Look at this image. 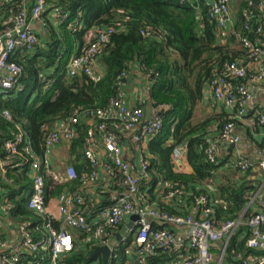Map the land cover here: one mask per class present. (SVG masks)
Wrapping results in <instances>:
<instances>
[{
  "label": "trees",
  "instance_id": "obj_1",
  "mask_svg": "<svg viewBox=\"0 0 264 264\" xmlns=\"http://www.w3.org/2000/svg\"><path fill=\"white\" fill-rule=\"evenodd\" d=\"M47 3L48 11L43 15L47 38L37 35L39 39H44L39 47L31 53L18 50L10 61L24 71L21 79L23 90L6 101H0V107L11 115V120L0 115V149L19 133L18 127H21L28 134L27 141L38 153H42L46 128L52 129L57 122L71 117L76 111L106 108L111 100L120 95V84H126L125 78L132 72L133 66L138 65L151 85L150 96L154 107L169 106L162 131L149 141L151 158L146 160L150 164V180L142 182L141 191L152 194L153 189L163 183L166 185L162 193L165 205L185 204L187 210L196 208L198 214L200 207L196 200L206 196L211 200L212 219L217 224L239 220L246 223L254 216L256 210L249 205L255 190L247 184L232 182L222 186L218 199L215 198L216 193L201 188L220 167L218 157L212 163L205 151L233 120L232 116L199 119L197 107L204 99L205 88L210 87L215 76L222 74L226 63L238 62L243 57L251 65L249 75L253 74L252 59L242 40L264 42V13L257 8H248L249 0H244L228 37L220 41L215 23L208 15L210 7L203 0L197 4L201 9L200 17L195 6L182 4L179 0H47ZM11 4L12 13L16 14L19 8L15 1ZM52 10L61 11L66 21L54 27L53 22L58 19L50 15ZM4 23H0V34ZM260 27L262 33H258ZM106 28H113L114 34L98 57L105 72L102 79L93 82L83 74L68 76L67 65L89 46V32ZM41 77L46 80L45 83ZM240 82L243 81H235L236 84ZM15 96H18L16 103L12 99ZM234 121L237 125L240 120ZM91 128V122L83 116L78 127L79 136L66 152L67 163L74 165L77 179L49 192L51 196H58L65 189L85 194L87 188L83 178L94 171L85 158L86 140ZM169 140L173 143L168 144ZM183 144L187 146V168L191 171L178 173L172 155L173 150ZM5 157L6 154L1 155L0 162ZM236 168L244 172L238 165ZM7 177L13 186H7L1 178L0 186L10 191L7 198L14 206L10 219L17 224L31 223L30 228L35 230L42 225L43 219L28 209L27 203L33 190L28 171L9 169ZM51 184L47 181L48 187ZM172 191H180L183 195L168 202L165 196ZM152 197L155 198L154 195ZM85 199L88 197L85 196ZM216 200L220 202L216 204ZM110 204L107 197L102 206ZM165 205L157 211L193 216L190 212L175 214ZM153 226L166 229L165 225L154 223ZM41 232L35 231V236L40 237ZM75 237L77 242L84 239L79 232L75 233ZM237 239L235 235L229 244L227 251L231 257H236L237 253L244 258L264 257V248L249 249L246 240L238 243ZM131 244L132 239H129L128 243L119 245L116 258H112L109 264L131 263L132 258L126 255ZM94 250L90 245L76 247L67 256L65 264H93L96 262L91 259ZM165 259L164 255L151 257L148 264H165ZM98 264L103 262L100 260Z\"/></svg>",
  "mask_w": 264,
  "mask_h": 264
},
{
  "label": "built area",
  "instance_id": "obj_2",
  "mask_svg": "<svg viewBox=\"0 0 264 264\" xmlns=\"http://www.w3.org/2000/svg\"><path fill=\"white\" fill-rule=\"evenodd\" d=\"M13 1L19 10L6 20L0 34V101L23 90L21 79L24 71L21 66L10 61L18 50L31 53L40 46L32 24L40 22L46 28L43 15L48 11L47 0H34L32 5L29 0H0V8ZM179 1L195 6L197 14L201 16V9L197 5L199 0ZM203 1L210 7L208 15L215 23L219 40L224 41L232 28L231 0H214L212 3ZM248 8H257L264 13V0H249ZM55 12L59 13H54L58 19L56 22L63 24L67 18L60 14L61 11ZM262 32L260 27L258 33ZM113 34V28L90 32L87 37L89 46L67 65V75L75 77L83 74L93 82L101 80L103 75L97 71L98 57ZM242 42L250 53L253 74L249 75L247 66L230 62L223 66L222 74L215 76L210 84L215 101L236 112L220 138L213 141L205 151L212 163L217 160L221 144L236 145L240 142L234 120H240L248 113V106L252 101L250 86L264 81V42L253 43L248 39H243ZM41 79L46 82L43 77ZM235 81L243 82L236 84ZM120 86V95L111 100L106 108L76 111L71 117L57 122L52 129L46 128L42 153H38L27 141L28 134L21 127H18L19 133L0 149V158L6 154L5 159L0 162V178L7 186H13V182L7 177L9 169L27 170L33 188L27 203L28 209L43 219L42 225L35 230L30 228L31 223L17 224L12 221L10 214L14 206L7 198L10 191L0 186V223L15 226L18 233L16 243L0 238V264H65L67 256L76 247L87 245L94 249L108 245L113 251L112 258H116L118 244H126L129 239H132L131 247L134 248L136 259L134 263L128 264H148L149 258L159 255H164L166 259L172 258L177 250H184L185 255L173 258L168 264H214L215 246L222 244L220 260H224L230 241L244 224L249 231L247 247L264 248V200L261 198H254L253 202L258 203L259 210L246 223L239 220L224 224H217L212 219L211 200L206 196L196 200L200 207L199 218L172 215L139 203L142 182L150 180V164L142 157L138 174H135L131 163L124 157L125 144L131 141L135 148L140 149L157 137L164 127L163 120L169 106L154 108V115L148 121L145 118V108L130 107L125 103L122 93L125 84L121 83ZM0 115L11 120L9 111L3 107H0ZM83 116L89 119L92 126L86 140L85 158L94 170L90 176L83 178L86 188L90 190L97 187L99 180L103 178L111 194L114 190L118 191V194L111 195L110 205L93 210L86 207L85 196L79 191L65 189L54 197L49 194L77 179L74 165L61 163L57 153L68 149L76 141ZM258 124L264 130V106L259 110ZM186 156L185 144L173 150L172 161L178 173L187 169ZM260 157L258 166L264 170V147ZM238 166L246 172L253 165L249 160H241ZM47 181L52 183L50 187L47 186ZM182 195L180 191H172L166 194L165 200L169 202ZM132 217H137L138 220L133 222L127 237L121 243H116V236L122 225ZM150 220L187 228L188 243L179 242L177 236L167 229L154 228ZM35 231H42V235L37 238ZM73 231L82 233L84 239L77 242ZM126 255H129L128 251ZM236 259L242 264H264V257L244 258L241 253H237Z\"/></svg>",
  "mask_w": 264,
  "mask_h": 264
},
{
  "label": "crops",
  "instance_id": "obj_3",
  "mask_svg": "<svg viewBox=\"0 0 264 264\" xmlns=\"http://www.w3.org/2000/svg\"><path fill=\"white\" fill-rule=\"evenodd\" d=\"M30 4L32 5L34 0H29ZM208 3H212L214 0H206ZM32 2V3H31ZM244 3V0H231V16H232V28H233V22L235 21V17L237 15V11L241 9L242 4ZM13 12V5L11 3L6 4L5 6L0 8V23H4L5 20L9 19L12 16ZM52 13V14H51ZM50 15H54L55 10H52ZM49 15V17H50ZM55 17V16H54ZM54 27L58 26V22L56 20L53 22ZM33 30L37 35L42 36L43 38H47V31L44 30L43 26L40 22H34L32 24ZM230 28V30L232 29ZM93 32V31H90ZM89 32V33H90ZM89 35V34H88ZM41 37V38H42ZM42 38V39H43ZM40 40V45L42 44L43 40ZM240 64L247 66L249 69L251 68V65L249 64L248 60L240 57L239 61ZM97 71H99L102 75L105 74L101 63L97 66ZM50 75V74H49ZM151 85L148 82L145 75L142 73L140 67L138 65L133 66L132 72L128 75L127 81L125 86L122 89L123 98L125 103L130 107H143L145 108V113L147 110V107L149 104L153 107V113L154 115V105L151 101V93H150ZM250 91L252 94V101L250 105L248 106V113L247 115L240 119L237 123V134L240 137V142L236 145H229V144H221L218 150V159L220 162V167L217 171V173L214 175V177L205 183L204 186L201 188L208 190L211 193H216L215 198H219V189L222 186H225L228 183H236V184H247L249 187L254 188L255 191H253V197L251 198V202L249 207L252 208V210H259V206L257 202H253L254 198L258 197L264 200V170L260 169L258 164L260 161V152L262 148L264 147V135H263V128L257 124L258 120V114L261 107L264 106V81L257 84L250 86ZM18 96L12 97L13 101L18 102ZM6 99H2V101H6ZM235 110L232 111L228 108H226L222 103L216 102L213 98L212 92L210 90V87H206L204 90V99L202 103L197 107V118L204 119L206 117H214V116H225V118L233 117L235 116ZM146 118V115H145ZM173 141L169 140L168 144H172ZM126 150L124 153V157L126 160H128L132 167L133 172L135 174H138V170L140 168V161L141 158H151V154L149 152V142L147 144H144L143 147L140 149L135 148L132 144V142H127L125 144ZM67 149L65 150V153L59 152L57 155L59 156L58 160L62 163H67L68 158L66 157ZM241 160H249L252 163V167L246 171V172H240L237 170L236 166ZM59 163V162H58ZM62 165V164H60ZM187 171H191L190 168L186 169ZM102 178V177H101ZM166 185L161 183L158 185L155 189H153L152 194H146L141 191V194L138 197L139 203H142L144 205H147L155 210L161 209V207H164L165 205L162 201V193L165 190ZM108 194V195H107ZM112 194H118V191L112 192ZM111 192L109 190V186H106L105 179H100L99 184L95 188H91L90 190L87 188L85 191L84 196L88 197L90 200V203H87L88 199H86V207L89 210H93L99 207H107L102 206V203L104 200L108 197L109 202L112 203L111 198ZM152 195L155 196V198L152 197ZM220 200V199H219ZM216 200V204L220 201ZM163 203V204H162ZM179 203V202H178ZM188 206L185 204L177 205L172 204L171 207L168 205H165V208H168L169 211L174 212L175 214H182L190 212L191 215L198 217L200 213L198 214V210L194 208L193 210H187ZM184 213V214H185ZM13 221V220H12ZM152 224L156 223L160 226L165 225L167 230L172 231L176 236L177 240L179 242H186L188 243V229L185 227H176L169 224H161L158 221L150 220ZM131 222V218L126 219L125 223L123 225H126ZM122 225V226H123ZM122 228V227H121ZM121 229L118 233H120ZM248 228L246 225H242L241 228L237 231L235 234L236 237H238L237 241L238 243L246 240L248 242L249 239V233ZM76 231H73V234L75 235ZM117 237V236H116ZM0 238L6 239L11 243H16L18 241V233L16 231L15 226H8L7 223H0ZM115 240V239H114ZM116 243L117 239L115 240ZM231 242V241H230ZM121 244H118V246ZM222 244H218L215 246L214 252L216 256V260L214 264H223L224 260L226 261V264H238V260L236 257H231L229 251L226 252L224 260H220L221 258V251ZM129 255H127L129 258H132V262H135V251L134 248L131 247V251L128 252ZM183 256L185 255L184 250H177L175 254L172 256V258H167L165 261H167L165 264H168L170 261H172L173 258L177 256ZM218 258V262H217ZM102 261L101 257L96 260L95 263H99V261Z\"/></svg>",
  "mask_w": 264,
  "mask_h": 264
},
{
  "label": "water",
  "instance_id": "obj_4",
  "mask_svg": "<svg viewBox=\"0 0 264 264\" xmlns=\"http://www.w3.org/2000/svg\"><path fill=\"white\" fill-rule=\"evenodd\" d=\"M152 113L153 107L151 106V104H149L146 110V120H151ZM136 220H138L137 217H132L130 223L122 226L120 233H118L116 237L118 243H121L123 241V238L127 237L128 231L131 229V227L133 226V222H135ZM100 257L102 259L103 264H109L111 258L113 257V251L111 247L108 245L96 247L91 256V259L95 261L98 260Z\"/></svg>",
  "mask_w": 264,
  "mask_h": 264
},
{
  "label": "rangeland",
  "instance_id": "obj_5",
  "mask_svg": "<svg viewBox=\"0 0 264 264\" xmlns=\"http://www.w3.org/2000/svg\"><path fill=\"white\" fill-rule=\"evenodd\" d=\"M0 92H1V90H0ZM63 152L65 153V150ZM126 251L130 252L131 251V247L128 246ZM225 260H224L223 264H226V261ZM217 262H218V258H217Z\"/></svg>",
  "mask_w": 264,
  "mask_h": 264
}]
</instances>
